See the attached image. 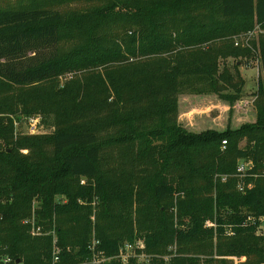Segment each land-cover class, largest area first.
Here are the masks:
<instances>
[{
  "label": "trees",
  "instance_id": "1",
  "mask_svg": "<svg viewBox=\"0 0 264 264\" xmlns=\"http://www.w3.org/2000/svg\"><path fill=\"white\" fill-rule=\"evenodd\" d=\"M26 1L30 4L0 6V261L10 257L9 264H49L51 234L31 236L29 223H23L32 214L33 202L35 225L55 230L61 263L83 264L89 222L76 243L64 236L60 222L87 220L82 213L90 210L91 202L103 211L123 207L132 193H142L144 223L138 233H96L97 246L108 256L122 243L142 239L148 253L162 254L172 241L176 244V254L167 263L153 258L150 264H233L226 256H244L239 264H264V236L255 234L254 225H241L250 213L264 215V80L257 83L255 119L238 127L192 132L169 113L177 105L176 93L187 87L190 93H215L231 103L239 98L240 85L233 75L223 81L235 92L219 91L224 75H216L217 54L205 51L196 66L184 68L180 48L214 40L228 29L233 35L253 23L264 28V0H218L216 7H204L203 12L195 0ZM74 1H93L96 7L62 9ZM79 28L83 39L68 52L61 50L62 39ZM260 48L264 70V39ZM239 50L228 49L225 55L236 56ZM177 53L179 59L172 61ZM248 53L243 49L241 54ZM143 56L149 57L147 63L138 62ZM76 70L86 75L82 82L62 89L50 86L58 75ZM203 80L212 89L195 85ZM31 104L43 114L51 111L66 125L50 135L14 138L9 115L26 113ZM109 129L119 130L118 135ZM102 131H107L103 141ZM147 135H156L163 144L158 150L164 156L162 168L150 177L126 176L114 168L102 174L104 142L148 140ZM242 138L248 143L240 147ZM45 144L51 146L50 154ZM20 147L29 148L28 153H19ZM166 158L180 170L175 178L163 170ZM239 159L252 162L247 173L253 187L243 192L231 175ZM172 205L176 220L168 213ZM208 219L215 220V228L203 225ZM226 225L232 226L233 237L224 235ZM106 264L120 263L112 259ZM128 264L137 262L131 259Z\"/></svg>",
  "mask_w": 264,
  "mask_h": 264
},
{
  "label": "rangeland",
  "instance_id": "2",
  "mask_svg": "<svg viewBox=\"0 0 264 264\" xmlns=\"http://www.w3.org/2000/svg\"><path fill=\"white\" fill-rule=\"evenodd\" d=\"M198 3H201L202 6L199 9L200 12L205 10L204 7L209 11L210 7H216L218 0H195ZM91 2L86 1H74L68 3L62 7L63 10L66 9H77V10H90L96 7V5ZM28 5L30 4L26 0H0V6H11L16 7L20 5ZM67 12V11H63ZM219 21H224V19L217 18ZM237 20L234 21V23ZM241 25V24H240ZM240 28H244L243 25ZM238 29V27H237ZM247 29V30H246ZM245 30L240 29L239 32H234L231 35L232 29H228V31L221 36L215 38L214 40H208L201 43L191 44L188 46H184L180 48V51H183L185 55V59L183 60V64H185L184 68H188L191 65H195L197 62V57L205 51H210L211 53L217 54L216 57V75L223 74L222 80L219 78L218 86H222L219 91L220 92H230L234 93L235 90L230 87V84L225 83L223 80L229 75L232 76L233 81L239 82L240 92L239 98L236 99L233 103L229 102L226 99L220 98L215 93L208 94H193L190 93V88L187 87L176 93L177 105H174L173 112H169L173 114V118L175 121L183 128L192 132H199L208 128H215L218 130H222L227 126L232 128L238 127L241 123L251 122L255 119L256 108L255 101L258 96V79L261 78L264 80V70H262V62H261V48L260 43L262 39H264V28L259 27L257 24H251V27H246ZM230 31V32H229ZM64 32L63 34H65ZM229 35H226V34ZM81 28L74 30L73 34H69V37H64L60 44V49L63 51H69L71 47L78 44L83 37L81 38ZM231 48L240 49L239 51H243V49H247L249 53L247 55H242L241 53L236 56H227L225 55L226 51ZM192 51V52H190ZM224 53V55L222 54ZM219 55V56H218ZM161 56H170L163 54ZM149 57H140L138 62L147 63ZM179 59V53H177V59L172 58V61H176ZM102 73L105 69L100 67ZM215 75V76H216ZM86 75L83 73V70H76L74 72H68L65 74L58 75L54 79V83L50 85L54 89H62L65 84L71 85L75 82H82L85 79ZM217 77V76H216ZM215 77V78H216ZM204 83L198 81L195 85L197 87H205V91H209L212 89V86L209 85V81L203 80ZM12 91H9L10 95ZM63 91L61 92V94ZM3 95V94H2ZM0 95V96H2ZM194 97L190 98H183ZM111 99V98H110ZM33 104V103H32ZM31 104V105H32ZM34 105V104H33ZM30 106L31 110L25 112H17L16 114H10L9 116L13 120L14 125V138L18 137L20 134H28V135H36V136H46L50 135L56 130L63 128L66 123L60 120H55L54 115L50 111V114H43L41 111H37L34 107ZM100 114V113H99ZM100 116H102L100 114ZM155 116V115H154ZM152 125L156 126L154 117L151 115ZM156 118V117H155ZM72 121L78 122V118L72 117ZM155 123V124H154ZM109 133L112 135H118L119 130L109 129ZM148 140H145V136L143 139H139L133 137L128 140H119L113 141L114 143L110 144L104 142L102 144V166L101 171L102 174L111 171V169H115L114 171L119 172L122 175L129 176L140 174L143 177H150L153 173L162 168V162L164 161L163 154H160L162 149V142L160 139H157L156 135L148 136ZM99 139L101 141L107 139V131H102L99 134ZM223 141V140H222ZM221 141V150H225V145ZM248 143L246 138H242L239 141V146L243 147ZM228 144V143H227ZM44 151L50 154L51 146L48 144L43 145ZM19 153L27 154L29 148L20 147L18 149ZM167 159V158H166ZM237 161V165L239 161ZM172 160H166L164 163L167 167H164L165 173L170 171V176L175 178L180 170L175 169L174 165L169 163ZM251 161V160H246ZM236 165V167H237ZM162 170V171H163ZM191 171V168L187 171L188 173ZM116 172V173H117ZM186 172V173H187ZM236 172V168H235ZM235 172L231 175L235 176ZM264 175V172L261 173ZM249 177H245L242 180L243 185L246 188L253 187V180L248 179ZM145 179V178H144ZM91 179L90 181H92ZM86 179L83 178L81 183H85ZM238 180H236L235 184L237 185ZM237 189V187H236ZM238 190V189H237ZM239 191V190H238ZM142 193H132L129 202L123 207H110L105 208L107 210H101L94 202H91V207L89 211H84L82 213L83 217L87 220H81L76 223L75 220L66 219L60 222L64 226L66 238H70V240L74 243L80 238L83 237L82 234L86 232V230L82 229L85 222H89V243H92L97 239L96 233H104V234H115L122 233L123 235H128L129 232H133L134 234L138 233L141 227H143L144 218H143V205L144 199L141 195ZM214 197L216 194L212 193ZM56 199H60V196H56ZM148 200V199H146ZM149 204H153L150 200ZM173 206V205H172ZM169 207L168 213L172 215L173 219L176 220V207ZM36 207V202L32 204V214L28 219V223L30 226L31 236H42L46 234H51L52 236V249L54 245V240L56 239L55 230L48 229L47 227H42L40 225H35L34 218V208ZM107 213V214H105ZM211 222L214 224V228L216 227L215 220H205L204 226H208V223ZM26 224L27 222H24ZM58 221L54 222V226L58 225ZM228 226L226 225L224 230V235L226 237H233L234 233L228 232ZM99 229V230H98ZM256 235L264 236V234L260 232H255ZM135 240V239H134ZM217 243L216 235L213 237V244ZM176 244L175 241H172L165 253H148L145 250V246L143 248L136 249L135 252H128L125 255V258L120 256H108L106 264L108 261L115 259L120 264H128L131 259H135L137 264H150L153 258L162 260L165 263L171 258L172 255L176 254ZM198 256L197 254H194ZM224 258L232 260L233 264H239L245 261V257H237V256H226ZM87 262V258L83 261V264ZM262 264V263H261Z\"/></svg>",
  "mask_w": 264,
  "mask_h": 264
},
{
  "label": "built area",
  "instance_id": "3",
  "mask_svg": "<svg viewBox=\"0 0 264 264\" xmlns=\"http://www.w3.org/2000/svg\"><path fill=\"white\" fill-rule=\"evenodd\" d=\"M222 142L226 144L225 140H223ZM251 167H252V162L246 161L244 159L239 161L236 167L235 176L238 178L237 179L238 183L236 187L240 192L245 191V187L243 185L242 180L245 179V177H248L249 174L247 172ZM254 176H256V174H254ZM225 178H226L225 176H222V180H225ZM24 222L28 223V220H24ZM241 225H254L256 227V232L258 231L264 234V215H255L250 213L244 218ZM208 226H214V224L209 222ZM231 227H232L231 225H229L228 227L229 233H233ZM97 245H98L97 240L93 241L92 243H89L88 245V257H87L88 264H104L107 261V254ZM143 247H144V242L142 239L126 241L119 246L115 256L118 255L126 260L125 255L128 252L130 251L135 252L136 249ZM10 262H11V258L5 257L1 259L0 264H9ZM49 264H62L60 260V248L57 245H55V240H54V245L51 252V258Z\"/></svg>",
  "mask_w": 264,
  "mask_h": 264
},
{
  "label": "crops",
  "instance_id": "4",
  "mask_svg": "<svg viewBox=\"0 0 264 264\" xmlns=\"http://www.w3.org/2000/svg\"><path fill=\"white\" fill-rule=\"evenodd\" d=\"M183 98H190V99H193L194 97H187V96H184Z\"/></svg>",
  "mask_w": 264,
  "mask_h": 264
}]
</instances>
